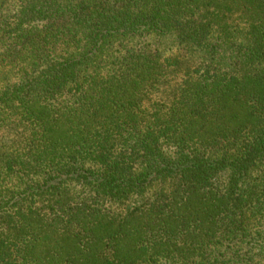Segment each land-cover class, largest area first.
Here are the masks:
<instances>
[{"label": "trees", "instance_id": "1", "mask_svg": "<svg viewBox=\"0 0 264 264\" xmlns=\"http://www.w3.org/2000/svg\"><path fill=\"white\" fill-rule=\"evenodd\" d=\"M41 238L264 264V0H0V264Z\"/></svg>", "mask_w": 264, "mask_h": 264}, {"label": "rangeland", "instance_id": "2", "mask_svg": "<svg viewBox=\"0 0 264 264\" xmlns=\"http://www.w3.org/2000/svg\"><path fill=\"white\" fill-rule=\"evenodd\" d=\"M175 53V51H174ZM168 54H173V52H170ZM159 187V185H156L153 190L157 189ZM122 233V232H121ZM43 238H41L39 242L36 243V251H32L33 253H36V256L40 257L43 256V261L48 262V259L50 258H55L57 256H64L67 255V257H69L70 262L73 263H77L79 264L78 261H84L85 260V255L83 253V251L80 250V248L76 245L75 242H68L67 239L64 238H58L60 240L58 241H53L52 247H48V243L45 240H42ZM122 245L118 244L116 242L115 246L111 248V252L109 253V255L112 258H115L119 261H123V264H129L126 261V259L129 258V256L126 254L125 251L121 250ZM158 249L157 246L154 245V243L152 242V238L149 237L147 239L143 240V243L141 244V246H139L136 251V255L133 258L136 259H140L143 255V253H151L154 250ZM87 251L89 249H86ZM123 258V260L121 259ZM78 260V261H77ZM136 264H142L141 262H136Z\"/></svg>", "mask_w": 264, "mask_h": 264}]
</instances>
